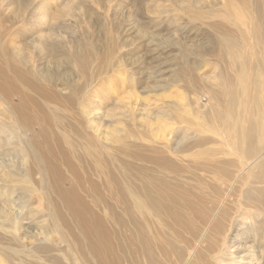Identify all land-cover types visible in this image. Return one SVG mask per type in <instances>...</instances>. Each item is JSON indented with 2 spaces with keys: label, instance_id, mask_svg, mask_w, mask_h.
Instances as JSON below:
<instances>
[{
  "label": "bare ground",
  "instance_id": "bare-ground-1",
  "mask_svg": "<svg viewBox=\"0 0 264 264\" xmlns=\"http://www.w3.org/2000/svg\"><path fill=\"white\" fill-rule=\"evenodd\" d=\"M210 4H220L223 13L210 12ZM159 6L155 13L163 11ZM206 7L224 19L207 29L214 32L212 47L226 58L223 67L233 70L221 82L225 110L211 125L186 114L185 104L184 111L173 100L157 105L165 132L158 144L146 143V130L132 127L140 126L137 109L123 114L130 118L126 127L103 126L101 117L112 114L97 110L113 96L110 87L87 89L92 79L81 84L67 73L88 71V42L63 51L73 38L30 40L48 57L37 70L12 52L14 45L10 51L9 42H0L6 116L0 121L1 262L62 264L56 254L62 245L60 254L74 264H247L255 257L251 249L247 259L236 253L238 234L237 241L264 248V39L258 25L264 0H192L175 9L196 22ZM47 28L49 37L62 34L60 26ZM185 50L210 53L201 44ZM206 66L211 62L203 59L189 68Z\"/></svg>",
  "mask_w": 264,
  "mask_h": 264
},
{
  "label": "rangeland",
  "instance_id": "rangeland-1",
  "mask_svg": "<svg viewBox=\"0 0 264 264\" xmlns=\"http://www.w3.org/2000/svg\"><path fill=\"white\" fill-rule=\"evenodd\" d=\"M153 1L0 0V42L5 45L9 42L10 51L15 47L12 52L18 54L19 58L28 57L31 60L32 68L36 70L47 65L43 58L47 59L48 57L37 54L30 40L45 36L50 41L54 39L66 40L68 37L73 38L70 44L64 42L65 48L62 47L63 51L88 42L90 48L88 56L90 55L89 59H91L88 71L81 75L75 67L67 69V73L70 74L71 78L74 76L75 81H80L81 84H83L82 79H92V84L87 89L91 88L93 90L98 86L95 83L101 84L104 88L110 87L109 90L113 96L103 108L97 110L98 112L108 111L112 114V117H101L103 126L126 127L128 125L127 120L130 118L123 114L127 109L128 111L137 109L136 112L134 111L135 122L136 125L140 126L134 125L132 127L146 130V143L158 144L165 138V132L162 133L164 130L161 126L158 127L160 120L156 121L158 119L155 117L156 109H158L156 107L173 100L170 102L173 106H177L184 111L182 107L186 105L184 112H190L186 114L213 125L216 115L223 113L225 110V94L221 82L230 78L233 70L229 67H223V63L226 64V58L221 55V51L212 47L213 39L212 41L209 39V37H214V32L211 33L209 25L221 23L224 19L221 15H212L207 12L210 9V12L219 10L220 4H210V9L208 7H206L207 9L204 8L207 10L203 9L204 18L195 22L191 18L187 20V17L178 14L179 6L192 4V0H155L152 3ZM74 3H77V7ZM157 3L158 5H156ZM159 4L162 5V8ZM172 4V8H176L178 11L171 8ZM71 6L73 12L68 14L67 9ZM156 6H159L163 11L159 14L155 13ZM165 8H169V12ZM255 12L256 10L251 6V15L254 14L255 16ZM173 14L177 17L182 16L180 21L178 19L176 22L171 19L164 21V17L167 18L168 15L170 17ZM48 21H52L53 24L48 23ZM172 23H174L173 26ZM50 25L51 27L53 25L54 28L60 26L63 29L62 34L49 37L52 33H49L47 26ZM239 25L241 24L239 23ZM258 25L261 37L264 39V12L260 13ZM34 26H37V29ZM235 26L238 27V24H235ZM248 32L249 34L253 32V25L250 30L248 28ZM179 44L184 46L181 50ZM200 44L203 47H208L210 53L192 54L189 52V54L185 50L188 46L189 50L192 51V48L200 46ZM203 59L211 62V66L195 70L189 68L190 65H194L195 61L198 62V60ZM64 72L66 71L64 70ZM213 76L215 78H212ZM94 93L105 94L106 91H95ZM179 94H181V98ZM12 101L15 102V98ZM1 107L4 108L5 106L0 104V110L3 111ZM3 114L4 111L0 114L3 116H0V121L6 117ZM111 118L117 119V121L109 122L108 120ZM173 124H171L172 128L178 126ZM215 124L218 125L219 123ZM216 128L223 131L224 126ZM122 133L123 131H119V134ZM202 134L208 135L210 133L205 132ZM235 233L234 230V236ZM238 236L241 235H236V240L233 242V248L240 246L236 253H240L239 256L245 254L244 258L247 259V250H249L248 253L253 251V257L255 258L251 257L247 264H254L255 260H258L259 264H264V248H257L258 246L254 241L249 239L239 242V240L237 241ZM38 238L39 242L43 241V237ZM251 245H254V247ZM62 248L61 245L59 251H56L58 258L62 257L60 262L62 261V264H74L72 260H68L66 254H60ZM50 254L54 256L55 252H50ZM0 264L4 263L0 261Z\"/></svg>",
  "mask_w": 264,
  "mask_h": 264
}]
</instances>
